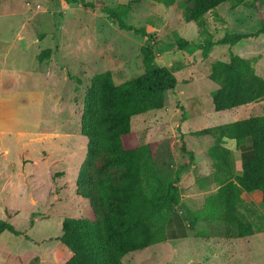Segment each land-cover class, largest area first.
<instances>
[{"label": "rangeland", "instance_id": "374dc122", "mask_svg": "<svg viewBox=\"0 0 264 264\" xmlns=\"http://www.w3.org/2000/svg\"><path fill=\"white\" fill-rule=\"evenodd\" d=\"M83 1L116 8L128 0ZM187 5V0H176L171 7L141 0L132 6L126 23L144 28L153 36L152 48L158 64L170 69L177 80L173 93L165 95V107L134 117L131 127L141 145L154 144L156 173L164 183L172 181L175 172L187 166L179 176L180 201L174 211L168 213L171 215L168 224L176 214L185 223V229L194 222L195 234L129 253L122 262L264 264V238L249 248V245L223 237V226L216 219V203L211 197L220 185L213 160L208 156L215 139L192 135L201 129L264 115V99L232 110L214 111L211 95L217 86L207 78L211 64L228 61L232 53L251 61L256 73L264 79V34L260 35L259 41L246 42L245 45L214 46L206 58L199 50L189 53L173 48L161 52L174 34L201 44L205 38L215 41L226 33L257 32L264 19V4L251 5L250 0H246V4L233 10L230 3H223L205 16L202 34H198L194 22L187 20ZM145 42L142 35L120 30L115 21L99 10L86 9L79 4H66L63 0H0V97L11 99L5 103V114L18 117L33 113L38 106V94L43 92L41 109L38 107L42 120L40 134L76 132L75 136L82 138L83 142L75 150L76 157L70 159V167L65 164L58 168L63 171L58 181L61 188L57 192L58 200L51 193L34 215L45 217L44 220L34 223L30 230L24 213L7 221L0 212L1 221L20 232L27 231L37 242L59 232V223L65 217L93 218L88 201L75 195V180L86 156L87 145L78 128L83 100L89 80L102 72L110 71L116 85L140 76L143 73L140 48ZM17 139L26 143L29 137ZM70 141L66 153L72 150L74 140ZM182 144L192 155V161L189 153L181 151ZM38 150L44 158L50 152L44 145H38ZM230 160L232 171L237 174L240 164L235 150L231 152ZM259 196L261 198V192L244 194L240 213L255 227L264 229V214L258 207ZM6 234L13 238V243L21 242L28 251L41 249L39 244L33 246L21 237ZM49 256L43 257L47 264L67 261L63 254L56 259Z\"/></svg>", "mask_w": 264, "mask_h": 264}, {"label": "trees", "instance_id": "16d2710c", "mask_svg": "<svg viewBox=\"0 0 264 264\" xmlns=\"http://www.w3.org/2000/svg\"><path fill=\"white\" fill-rule=\"evenodd\" d=\"M63 1L99 10L115 21L120 30L146 38L140 48L143 66L140 76L116 85L112 73L105 71L89 80L79 121V133L87 140L86 156L76 177L75 193L88 201L93 218H64L59 237L72 254L63 264H123L127 254L166 240L165 227L171 216L168 213L180 201L179 176L187 166L177 170L172 181L164 183L156 173L154 144L141 145L131 127L134 117L165 107V95L173 93L177 80L170 69L158 64L152 48L153 36L144 28L126 23L132 6L141 0H128L116 8L83 0ZM151 1L164 7L176 3V0ZM226 2L233 10L246 4V0H187V20L194 22L202 34L205 16ZM250 4H264V0H250ZM262 34L264 19L257 32L226 33L215 41L205 38L201 44L174 34L161 52L173 48L189 53L199 50L206 58L214 46L245 45L259 41ZM207 78L217 86L211 95L216 112L264 99V79L256 73L252 62L240 55L230 53L228 61L213 62ZM192 135L215 139L208 156L213 160L220 185L211 197L216 203V219L223 226V237L234 240L264 232L240 213L242 193L261 192L258 207L264 214V115L201 129ZM233 150L240 152L237 174L233 173L230 162ZM181 151L189 153L183 144ZM2 231L29 240L25 232L0 221ZM187 231L195 234L194 222L188 224Z\"/></svg>", "mask_w": 264, "mask_h": 264}, {"label": "crops", "instance_id": "0c3cea01", "mask_svg": "<svg viewBox=\"0 0 264 264\" xmlns=\"http://www.w3.org/2000/svg\"><path fill=\"white\" fill-rule=\"evenodd\" d=\"M42 97L43 92H39L37 98L38 106L33 109V113L20 114L18 117L5 114V103L11 99H2L0 97V212L7 221L12 220V218L21 213L27 214L26 225L29 230L34 226V223L44 220L45 217H34V215L46 203L51 193L55 194L54 199L56 201L59 198V193L57 192L61 188L58 181L63 175V171L58 169L59 166L66 164L70 167L72 163L70 159L76 157L75 150L83 145L82 138L75 136L76 132L40 134L42 120L39 108L41 109L40 106H42ZM24 136L29 137V140L26 143H21L17 138ZM38 136L40 137L37 138ZM71 139L74 140L72 150L66 153ZM38 145H44L50 151L46 158L38 150ZM236 153L239 160L240 152ZM53 176H57V178L54 179ZM244 194L246 193H242V198ZM259 200H261L260 196ZM173 218L165 227L166 240L187 238L189 234L186 230L187 228L185 229V223L181 222L176 214ZM63 219L59 223V232L55 231V235L40 241H33L27 231L21 232H25L29 240L24 239L22 236H16L21 237L25 242L32 243L33 246L39 244L41 248L39 251H28L26 246L21 245V242L13 243V238L6 234L9 232H0V264H47V260L43 258L45 255H51L49 258L56 259L62 254L68 261L72 254L59 241V237L62 234L61 225ZM174 225L177 226V229ZM263 238L264 232H260L234 240L249 245L250 248L253 243L261 241ZM49 243L54 244L51 246Z\"/></svg>", "mask_w": 264, "mask_h": 264}]
</instances>
